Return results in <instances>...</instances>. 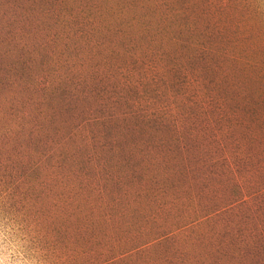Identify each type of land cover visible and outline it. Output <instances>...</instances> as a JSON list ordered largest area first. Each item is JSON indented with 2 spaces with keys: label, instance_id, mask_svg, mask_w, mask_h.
<instances>
[{
  "label": "rangeland",
  "instance_id": "obj_1",
  "mask_svg": "<svg viewBox=\"0 0 264 264\" xmlns=\"http://www.w3.org/2000/svg\"><path fill=\"white\" fill-rule=\"evenodd\" d=\"M0 237L264 264V0H0Z\"/></svg>",
  "mask_w": 264,
  "mask_h": 264
},
{
  "label": "clouds",
  "instance_id": "obj_2",
  "mask_svg": "<svg viewBox=\"0 0 264 264\" xmlns=\"http://www.w3.org/2000/svg\"><path fill=\"white\" fill-rule=\"evenodd\" d=\"M0 264H37V262L34 259H28L21 244L16 242L0 243Z\"/></svg>",
  "mask_w": 264,
  "mask_h": 264
}]
</instances>
